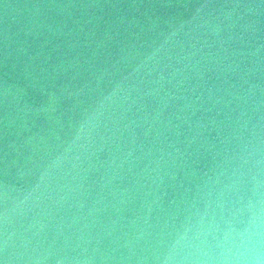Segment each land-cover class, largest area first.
Listing matches in <instances>:
<instances>
[{
  "label": "water",
  "instance_id": "water-1",
  "mask_svg": "<svg viewBox=\"0 0 264 264\" xmlns=\"http://www.w3.org/2000/svg\"><path fill=\"white\" fill-rule=\"evenodd\" d=\"M0 264H264V0H0Z\"/></svg>",
  "mask_w": 264,
  "mask_h": 264
}]
</instances>
